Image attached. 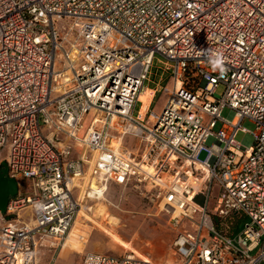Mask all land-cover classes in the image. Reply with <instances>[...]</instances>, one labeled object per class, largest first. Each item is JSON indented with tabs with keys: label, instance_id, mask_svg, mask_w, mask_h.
Segmentation results:
<instances>
[{
	"label": "built area",
	"instance_id": "1",
	"mask_svg": "<svg viewBox=\"0 0 264 264\" xmlns=\"http://www.w3.org/2000/svg\"><path fill=\"white\" fill-rule=\"evenodd\" d=\"M156 55L173 85L142 113ZM2 162L17 193L0 264L56 252L81 191L111 184L169 214L178 264H264V0H0ZM80 264L155 263L128 249Z\"/></svg>",
	"mask_w": 264,
	"mask_h": 264
},
{
	"label": "rangeland",
	"instance_id": "2",
	"mask_svg": "<svg viewBox=\"0 0 264 264\" xmlns=\"http://www.w3.org/2000/svg\"><path fill=\"white\" fill-rule=\"evenodd\" d=\"M165 66L164 59L156 55L152 61L149 80L156 82L159 74L165 76L161 83L163 90L152 105V111L156 114L160 113L167 100L166 88H171L173 85V79L169 72H165ZM145 84L149 85L150 81H145ZM223 91V84H218L214 97L220 98ZM229 114L228 108L221 112V116L225 118ZM242 126L248 129L254 127L248 120H244ZM244 136V133L239 131L235 138L237 141H242ZM124 145L134 148L136 140L133 137L126 138ZM5 155L6 151L1 157ZM205 156L204 150L198 154L199 159H204ZM21 184L24 187L25 181L22 180ZM145 193L144 186L136 189L112 184L103 198L85 197L87 200L80 201L81 207L71 224L63 246L56 252L39 250L43 252H40L39 264H80L83 253L87 251L121 254L128 249H134L139 254L150 257L155 264H178V258L171 249L175 230L169 221V214L152 205L145 197ZM212 204L213 199L210 200V207ZM6 217L13 216L6 215ZM247 223V217L240 219L234 228V235L240 233ZM62 254H65V257L61 256Z\"/></svg>",
	"mask_w": 264,
	"mask_h": 264
},
{
	"label": "water",
	"instance_id": "3",
	"mask_svg": "<svg viewBox=\"0 0 264 264\" xmlns=\"http://www.w3.org/2000/svg\"><path fill=\"white\" fill-rule=\"evenodd\" d=\"M17 193L16 181L7 176L6 163L2 162L0 167V211L5 212L10 197Z\"/></svg>",
	"mask_w": 264,
	"mask_h": 264
},
{
	"label": "bare ground",
	"instance_id": "4",
	"mask_svg": "<svg viewBox=\"0 0 264 264\" xmlns=\"http://www.w3.org/2000/svg\"><path fill=\"white\" fill-rule=\"evenodd\" d=\"M152 94H153L152 91H148V90H144V89L140 92L138 98L142 102V107H141V112L142 113L145 110V108L147 107V104L149 103V100L151 99ZM90 170H91V167L88 169V173H90ZM92 190L91 191L90 190L88 191V195L87 196H89L90 198H93V199L103 198L105 196L106 192H107V191L106 192H103V191H95V188L93 186H92ZM86 193H87V191H85V193H84V190L81 191L80 198H79L80 201L81 200H87L85 198L86 197ZM77 222H78V220H77ZM66 241H68V239ZM62 246H63V244H62ZM69 248H70V246H69Z\"/></svg>",
	"mask_w": 264,
	"mask_h": 264
},
{
	"label": "crops",
	"instance_id": "5",
	"mask_svg": "<svg viewBox=\"0 0 264 264\" xmlns=\"http://www.w3.org/2000/svg\"><path fill=\"white\" fill-rule=\"evenodd\" d=\"M159 76H160V74H159ZM151 77V76H150ZM158 78H160V77H158ZM164 79H165V76H164V78L162 79V81L160 82V80L159 79H157V81L155 82V81H153V80H149L150 81V84L149 85H147V84H145V86H144V90H148V91H152V96H151V99L149 100V103L147 104V111H152V105H153V103H154V100H155V98L157 97V95L159 94V92H157L156 94H154V90L155 89H157V87H158V85H160L161 86V83L164 81ZM153 112V111H152ZM154 113V112H153ZM112 185V184H111ZM110 185V186H111ZM99 212V211H98ZM79 221V220H78ZM41 253H43L42 251H40ZM95 252H98V251H95ZM101 253H103V252H101ZM109 254H112V253H109ZM39 256H40V253H39ZM61 256H64L65 257V254L63 255H61ZM65 259V258H64ZM81 262V261H80ZM179 261L177 260V263H178Z\"/></svg>",
	"mask_w": 264,
	"mask_h": 264
},
{
	"label": "clouds",
	"instance_id": "6",
	"mask_svg": "<svg viewBox=\"0 0 264 264\" xmlns=\"http://www.w3.org/2000/svg\"><path fill=\"white\" fill-rule=\"evenodd\" d=\"M222 63V61L220 60V58H219V55L217 56V59H216V61L214 62V67H219L220 66V64Z\"/></svg>",
	"mask_w": 264,
	"mask_h": 264
}]
</instances>
